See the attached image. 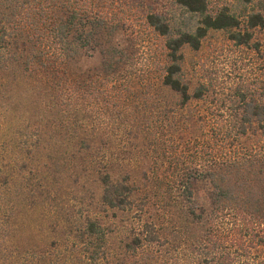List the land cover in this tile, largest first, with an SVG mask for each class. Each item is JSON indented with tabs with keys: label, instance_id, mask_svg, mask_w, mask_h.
Returning <instances> with one entry per match:
<instances>
[{
	"label": "trees",
	"instance_id": "16d2710c",
	"mask_svg": "<svg viewBox=\"0 0 264 264\" xmlns=\"http://www.w3.org/2000/svg\"><path fill=\"white\" fill-rule=\"evenodd\" d=\"M221 1L174 0L180 12L167 16L149 0H0V65H10L24 76L41 80L46 88L42 92L47 103L42 116L46 117L44 128L48 133L41 141L61 143L60 160H87L98 146L100 152L94 155L98 157L95 160H108L104 152L107 143L100 142V117L109 119L114 113L111 123L125 126V121L131 118L138 120L137 113L143 108L145 122L140 131L145 134L138 151L143 160L155 164L162 160L167 171L173 173L169 178L174 181L169 185L176 191L175 206L183 210L184 218L193 226L190 245L198 264H261L258 255L264 248V139L259 138L264 137L261 78L237 85L228 95L230 103L225 105L229 110L225 113L218 109L211 111V107L206 109L211 123L204 134L206 139L191 160V154L183 158L186 155L185 152L181 155L183 149L175 152L174 141L156 137V130L167 125V119L164 124L163 120L173 110L164 108L153 115L154 119L148 117L146 112L152 110L147 105L151 83L145 79L136 94L127 82L116 89L112 84L108 89L107 82L100 83L97 79L99 76L105 81L113 79L125 63L124 45L131 39L122 34L120 27L135 20L145 29L144 33L151 35V41L159 42L155 44L160 52H155L152 64L158 69L160 87L177 97L181 107L192 99H202L208 91L207 84L191 88L183 78V49L198 50L210 31H224L234 45L248 46L253 30L264 29V0H235L243 6V16ZM253 47L259 49V42H254ZM159 54L158 64L155 61ZM81 55L99 58L100 74L86 75L85 79L71 75L66 66ZM145 75L149 77V72ZM251 85L259 87L253 89ZM220 101L225 103L222 98ZM111 107L113 113H109ZM192 138L188 141L198 144L199 139ZM181 145V148L189 146L184 142ZM33 146L38 147L39 141ZM200 150L204 152V160H199ZM81 166L84 165L72 170L75 181L83 179L82 186L86 170ZM97 169L102 174H93L98 185L93 190L95 207L120 211L135 207L136 192L129 178L111 176L107 164ZM155 173L158 183L168 177L159 171ZM199 184L203 186L206 203L195 201ZM22 185L25 189L29 187L30 192L35 186H42L31 180ZM186 200L188 204L184 207L180 202ZM92 211L88 209L74 229L82 246H88L81 258L96 262L104 255L100 247L108 231L103 218ZM150 224L144 222L140 226L139 232L125 244L128 250L134 252L136 247L158 240L157 234L149 229Z\"/></svg>",
	"mask_w": 264,
	"mask_h": 264
},
{
	"label": "rangeland",
	"instance_id": "374dc122",
	"mask_svg": "<svg viewBox=\"0 0 264 264\" xmlns=\"http://www.w3.org/2000/svg\"><path fill=\"white\" fill-rule=\"evenodd\" d=\"M221 2L230 4L231 10L238 15L245 14L243 6L235 0ZM149 3L167 16L180 12L174 0H149ZM135 14L139 15L138 12ZM134 22L128 21L120 27L122 34L131 39L124 45L127 53L125 63L113 79L105 81L101 76L97 79L100 83L107 82L108 89L112 88V84L116 89L119 84L127 82L126 85L135 89L136 94H139V85L145 79L151 83V97L147 105H150L152 113L146 112L148 117L154 119L158 110L163 112L164 108L173 110L163 120L164 124L167 119L166 126L161 128V123L157 122L161 129L156 130V137L174 141L175 152L183 149L181 155L186 154L183 158L191 154V160L201 148V141L206 139L204 134L211 123L209 112L205 114L206 109L211 107V111L218 109L225 113L229 110L226 106L230 103L228 95L237 85L253 83L257 77L261 78L262 88L264 29L253 30V39L248 46L234 45L224 31H210L198 50L184 48V80L191 88L205 83L208 91L202 99H192L181 107L177 104V97L159 85L158 69L152 64L155 52L159 51L155 42H159L151 41V35L144 33L142 25ZM257 41L259 49L253 47ZM160 56L156 57L158 64ZM66 70L85 79L86 75L100 74L102 67L99 58L81 55L69 61ZM20 72L10 65H0V264H198L195 250L190 245L193 226L184 218L183 210L175 206L176 191L169 185L174 181L169 178L173 177V173L167 171V164L162 165V160L158 164L151 163L150 160H143L138 151L139 141L145 134L140 131L145 122L143 108L137 113L138 120L132 121L131 118L125 121V126L111 123L114 116L112 107L109 112L113 113L112 118L100 117V142L107 143L104 152L108 160H95L98 157L94 155L100 152V146L87 160H60L63 145L41 141L47 133L44 128L46 117H43L47 103L42 95L46 88H43L41 80H33ZM148 72L149 77L145 75ZM221 98L225 100L224 104ZM106 104L110 106L109 102ZM93 137L99 140L97 134ZM192 137L199 139L198 144L189 142ZM38 141L39 146H33ZM183 142L189 146L181 148ZM204 158V152L200 150L199 160ZM81 164L86 170V182L82 186L83 179L75 181L72 170ZM104 164L109 166L111 176L129 178L134 184L135 207L128 211L95 207L93 194L96 192L93 193V190L98 185L93 180V174L100 176L102 172L97 168H102ZM155 171L168 177L158 183ZM27 180L42 186H35L30 192L29 187L25 189L22 185ZM195 201L206 203L202 184L197 188ZM180 203L185 207L188 201ZM88 209L93 210V215L103 218L108 231L100 247L104 255L96 262L81 258L83 249L88 246H82L74 229L81 224L80 219ZM144 222L151 223L149 229L157 234L158 240L144 243L134 252L133 249L128 250L125 244L139 232ZM258 255L261 264H264V248Z\"/></svg>",
	"mask_w": 264,
	"mask_h": 264
}]
</instances>
